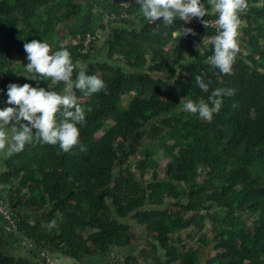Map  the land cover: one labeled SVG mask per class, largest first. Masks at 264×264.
I'll use <instances>...</instances> for the list:
<instances>
[{"label":"trees","instance_id":"trees-1","mask_svg":"<svg viewBox=\"0 0 264 264\" xmlns=\"http://www.w3.org/2000/svg\"><path fill=\"white\" fill-rule=\"evenodd\" d=\"M240 19L232 72L221 73L205 62L214 28L179 18L144 22L136 0H0V89L34 83L18 74L27 63L23 43L32 39L66 48L106 85L90 95L74 89L86 151L35 140L5 161L0 198L33 252L76 261L107 254L130 244L122 226L131 219L148 231L152 264H198L207 248L215 252L205 264H264V0H247ZM181 27L194 34L180 35ZM99 33L108 35L112 62L94 60ZM215 88L233 92L211 120L180 111L184 96L207 101ZM4 99L0 92V105ZM161 149L169 158L162 168L154 157ZM0 264L33 263L0 248Z\"/></svg>","mask_w":264,"mask_h":264},{"label":"clouds","instance_id":"clouds-1","mask_svg":"<svg viewBox=\"0 0 264 264\" xmlns=\"http://www.w3.org/2000/svg\"><path fill=\"white\" fill-rule=\"evenodd\" d=\"M144 22L161 21L172 25L174 18L188 22L192 18L215 17L216 34L209 37L212 54L205 62L221 73H231L239 52L241 28L240 16L247 8V0H136ZM205 4L208 7H205ZM204 23V21H203ZM194 34L191 28L181 27L180 35ZM27 63L18 73L28 82H9L0 92L4 94V106L0 107V160L24 150L26 144L38 140L41 144L58 145L63 152L79 146L80 129L85 121L84 109L76 103L74 89L86 94L100 92L105 82L95 74H87L86 65L74 62L64 47L53 49L43 39L23 43ZM75 70V78L73 73ZM176 69V74H179ZM63 83V88L54 91L40 86V81ZM173 79L168 80L171 83ZM201 92L209 91V82L201 75L195 76ZM231 88H215L208 97L194 101L188 96L181 100L180 111L198 114L211 120L222 104V96L231 95Z\"/></svg>","mask_w":264,"mask_h":264},{"label":"crops","instance_id":"crops-1","mask_svg":"<svg viewBox=\"0 0 264 264\" xmlns=\"http://www.w3.org/2000/svg\"><path fill=\"white\" fill-rule=\"evenodd\" d=\"M5 161L6 159L0 160V175L7 171ZM21 213L29 215L32 213V209L23 207ZM30 220H33L32 217ZM0 222V248H2V251L16 259H24L33 264H48L47 259L53 260L57 264H126V257L128 256L134 257V259L131 260L133 264H152L149 256L145 252L149 238L148 231L144 226L131 219L125 221L122 226L131 239L130 244L122 247H115L107 254H93L80 261L62 256L51 250H42L45 252V256H41V251L35 250L36 253L32 251L34 247L30 248V244L27 243L26 238H22L11 231L7 221L1 214ZM125 225L127 226L125 227Z\"/></svg>","mask_w":264,"mask_h":264},{"label":"rangeland","instance_id":"rangeland-1","mask_svg":"<svg viewBox=\"0 0 264 264\" xmlns=\"http://www.w3.org/2000/svg\"><path fill=\"white\" fill-rule=\"evenodd\" d=\"M205 7H208L207 4H205ZM60 28V32H66L65 31V28L64 27H59ZM108 39V35L107 33H99L98 35V39H97V42H96V45L93 47V50H94V60H98V61H111L108 59L107 57V44H106V40ZM112 62V61H111ZM114 64L116 65H122L121 62H114ZM123 66H125L123 64ZM180 109V107H179ZM145 142H147V140H145ZM140 157L139 153L138 154H135V155H132L130 156L132 162H134V159H138ZM158 162H159V167H163L169 160V158L167 156H165V154H163L162 152V149L160 151H157L155 153V156H154ZM147 175H145L146 177ZM5 203V202H4ZM6 206V204H5ZM7 207V206H6ZM7 209L11 212V214L13 216H16L14 214V212L7 207ZM9 226V225H8ZM206 231H207V234L208 236H211L212 235V232H213V226H211L210 224L208 225V223L206 222ZM186 231H183L180 233L181 237L183 238L185 236V233ZM196 236V235H195ZM149 240V239H148ZM186 241V240H185ZM191 244L195 245V241H192ZM214 250L212 248H207L206 252H205V255L201 257L200 259V262L198 264H205L206 263V260L209 256H212L214 254ZM132 259H134V257L131 256ZM131 264H133V262L131 261Z\"/></svg>","mask_w":264,"mask_h":264},{"label":"built area","instance_id":"built-area-1","mask_svg":"<svg viewBox=\"0 0 264 264\" xmlns=\"http://www.w3.org/2000/svg\"><path fill=\"white\" fill-rule=\"evenodd\" d=\"M203 21H204V23H203ZM192 22H197V23L202 24L204 26L214 28L217 31L216 26H215V18H213V19L192 18L190 21L185 22V23L188 24V23H192ZM88 47H89V38L87 37L85 42H84L83 51H86V49H88ZM2 106H4V104L0 105V107H2ZM0 214L7 221V224L9 225L11 231L16 233L18 230V219L16 218V216H13L11 214V212L7 209V207L5 206V203L2 201V199H0ZM24 238H26V237H24ZM41 252H40L41 256H45V252L44 251H41ZM47 262H48V264H57L53 260H50V259H47Z\"/></svg>","mask_w":264,"mask_h":264}]
</instances>
